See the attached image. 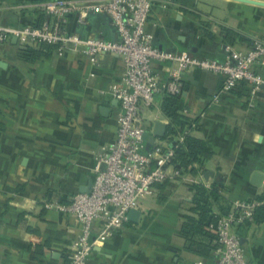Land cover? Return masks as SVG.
I'll return each mask as SVG.
<instances>
[{"label":"crops","instance_id":"obj_1","mask_svg":"<svg viewBox=\"0 0 264 264\" xmlns=\"http://www.w3.org/2000/svg\"><path fill=\"white\" fill-rule=\"evenodd\" d=\"M42 1L0 0V23L40 25L46 18L37 6ZM65 27L85 37L117 39L107 14L92 13L87 24L70 14ZM147 31L163 49L224 60L227 45L246 52L255 39L264 41V5L154 0ZM26 45L16 37L0 43V264H70L82 224L72 215L44 208V201H70L91 189L96 158L116 137L121 106L111 86L122 81L125 65L109 53L95 68L85 53L59 56L56 48L27 60L19 52ZM168 66L157 65L162 80L169 77ZM258 71L264 77V65ZM223 79L198 69L182 74V113L197 120L190 133L205 140L212 155L197 173L157 184L153 196L129 211L122 228L94 246L87 264L210 262L186 250L181 232L193 206L191 186L220 180L231 207L258 201L264 192V89L256 99L245 86L222 92ZM162 100L163 94L157 95L143 113L147 131L152 132L156 120L167 127L170 123ZM206 169L213 171L208 179ZM234 232L246 257L264 264V221L237 224Z\"/></svg>","mask_w":264,"mask_h":264},{"label":"built area","instance_id":"obj_2","mask_svg":"<svg viewBox=\"0 0 264 264\" xmlns=\"http://www.w3.org/2000/svg\"><path fill=\"white\" fill-rule=\"evenodd\" d=\"M153 3L154 0H43L37 5L46 16L40 25L18 27L0 23V43L16 37L22 44H53L59 56L67 51H81L95 68L100 67L104 54L112 53L120 56L125 65L122 81L111 86V94L121 106L116 137L96 158L91 189L75 194L70 201H44V208L72 215L82 224L72 245L70 264H87L94 246L105 243L115 230L122 228L129 211L153 196L157 184L182 175L172 162L175 151L165 143L166 139L158 141L156 137L150 151H146L143 113L154 105L157 95L182 94V74L193 69L222 75V92L245 86L249 97L256 99L263 89L264 77L258 71L259 65H264L263 40L255 39L246 52L225 46L224 60L163 49L147 31ZM92 13L110 17L117 39L85 37L65 27L68 15L75 14L80 24H87ZM162 63L169 64L166 80L156 71ZM186 134L188 131L180 133L176 140L185 142ZM260 204L236 203L212 224L218 243L214 259L199 264H256L246 257L234 226L244 220L253 221L255 208Z\"/></svg>","mask_w":264,"mask_h":264},{"label":"trees","instance_id":"obj_3","mask_svg":"<svg viewBox=\"0 0 264 264\" xmlns=\"http://www.w3.org/2000/svg\"><path fill=\"white\" fill-rule=\"evenodd\" d=\"M54 48L56 46L53 44L40 43L38 47L31 45L20 47L19 52L23 58L31 60L42 54H48V51H52ZM181 98L182 94L163 95L161 108L170 119L164 138L175 151L172 161L175 167L179 168L182 174H195L212 155V151L205 140L190 133V130L197 126V120H190L182 113ZM185 131H188L186 140L180 143L176 137ZM191 188L193 190V206L185 217L181 229L182 235L186 239V250L213 260L218 243L217 234L211 225L216 224L219 218L227 214L232 207L225 201L224 184L220 180H215L210 186L204 183H194ZM257 199L264 201V192ZM253 221H264V204L255 208ZM253 221L244 220L238 224H249Z\"/></svg>","mask_w":264,"mask_h":264},{"label":"water","instance_id":"obj_4","mask_svg":"<svg viewBox=\"0 0 264 264\" xmlns=\"http://www.w3.org/2000/svg\"><path fill=\"white\" fill-rule=\"evenodd\" d=\"M244 1H249V2H255V3H259V4H263L264 2L261 1H257V0H244ZM172 51H176V48L173 47ZM263 89H264V85H263ZM166 131H167V125L163 122H160L159 120H156L154 122V126H153V130L152 132L147 131L144 134V139L146 141V151H150L152 145L155 143L156 137L159 138H164L166 135ZM262 175L264 174V170L263 172H260ZM213 175V171L210 169H206L204 171V176L206 179H208L210 176Z\"/></svg>","mask_w":264,"mask_h":264}]
</instances>
